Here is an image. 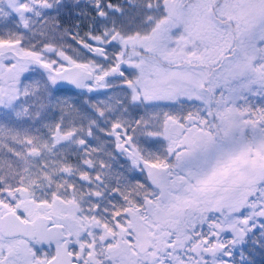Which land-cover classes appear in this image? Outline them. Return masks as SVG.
I'll return each mask as SVG.
<instances>
[{"label":"snow or ice","instance_id":"obj_1","mask_svg":"<svg viewBox=\"0 0 264 264\" xmlns=\"http://www.w3.org/2000/svg\"><path fill=\"white\" fill-rule=\"evenodd\" d=\"M264 0H0V264H255Z\"/></svg>","mask_w":264,"mask_h":264},{"label":"trees","instance_id":"obj_2","mask_svg":"<svg viewBox=\"0 0 264 264\" xmlns=\"http://www.w3.org/2000/svg\"><path fill=\"white\" fill-rule=\"evenodd\" d=\"M252 258L255 260V264H264V252L259 248H256L252 253Z\"/></svg>","mask_w":264,"mask_h":264}]
</instances>
